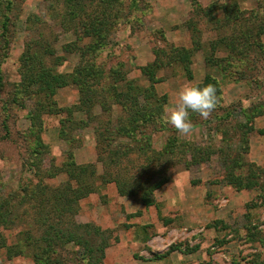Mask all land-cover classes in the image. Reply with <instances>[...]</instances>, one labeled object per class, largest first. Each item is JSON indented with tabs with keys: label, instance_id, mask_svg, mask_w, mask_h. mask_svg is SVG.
<instances>
[{
	"label": "rangeland",
	"instance_id": "obj_1",
	"mask_svg": "<svg viewBox=\"0 0 264 264\" xmlns=\"http://www.w3.org/2000/svg\"><path fill=\"white\" fill-rule=\"evenodd\" d=\"M116 4L122 15H129V19L136 18L130 22L131 26L125 24L112 32L111 43L97 62L105 61L109 67L121 61L125 65L124 69L129 71V78L140 77L137 68L152 61L151 50L155 46L191 47L192 28H197L193 32L195 39L201 36L203 42L218 38L222 32L235 33V30L238 37H241L237 23L242 20L232 21L228 27L217 29L213 20H208L206 16L205 11L210 7L234 5L231 14L236 12L239 18L246 19L249 24H264V0H116ZM48 5L45 0H20L11 15L13 27L10 34H5L10 41L8 56L0 64L5 83L4 93H0V105L2 98L5 102L10 101L12 88L19 81V57L28 39L29 29H35L27 21L30 16L40 17L47 22L48 27L44 30L46 38L53 41L59 55L62 54L63 45L74 41L71 32L64 31L49 20ZM214 15L220 18L222 14L218 10ZM255 15L257 20L253 22ZM258 40L259 47L250 52L248 65L253 64L250 60L256 58L257 66L264 73V33ZM218 55L224 57L223 53ZM232 61L210 70L205 68L203 53L199 51L191 66L192 80H188L179 67L160 72L159 76L164 77V80L156 84V90L160 95L167 96L163 118L166 120V110L174 104L177 90L188 82H202L206 72L212 73L219 81L223 108L233 109L240 105L248 107L252 103L264 102V89L254 88L250 80H242L248 77L240 76L241 72L249 75L247 65L235 64L242 62L240 58ZM77 63V55H68L66 61L57 67V71L70 73ZM252 74L253 81H261L256 69ZM140 83L146 84L143 78ZM78 98L77 90L70 87L59 89L54 96L57 106L64 109H72ZM24 102L25 109L12 104L0 112V193L9 197L15 205L21 195V186L27 184L29 178L35 181L21 161V158L29 159L27 145H23L20 140L16 141L30 127L26 116L33 101L25 99ZM118 110L113 108L112 119L120 113ZM5 116L8 128L1 124ZM65 117V113L42 117L44 123L41 139L49 147V153L41 156L40 169L45 183L51 187L63 184L66 176L59 173L48 179L45 175L56 173L55 170L68 161L70 156L77 165L93 164L97 175L104 172L96 148L94 130L97 124L92 122L90 126L82 128L78 120H85L84 116L80 112H73V123L64 125L69 135L66 138L59 131L60 120ZM233 117L235 119L223 123L216 130L230 129L235 121H243L240 113L234 112ZM256 123L264 127V114L253 121L254 131L249 136V152L244 155V160L264 169V162L258 165L254 160L258 156L253 154L258 148L256 140L262 139L260 136L264 135V128H255ZM168 126L169 132H152L150 127L144 131L145 134H151L147 142L149 149L160 152L170 136H176L180 142L214 151L224 148L221 135L212 132L214 130H210L208 123L193 127L187 135H181ZM103 129L105 126L98 128L100 131ZM2 137H8L10 142L2 141ZM70 138L73 139L71 144L68 141ZM231 147L237 149L238 145L233 142ZM135 157L132 154L128 160H121V167L129 170L128 175L139 179L141 183L159 182L150 195L152 204L143 205L139 194L120 196L114 183L97 182L95 192L78 202L70 220L76 225H90L86 229L72 227L67 219L61 222L48 219L47 225L39 226L38 220L41 217L29 210L28 205H22L14 209L20 220L14 225H0V264H42L36 262L35 255H42L41 259L46 260L49 255L41 251L44 243L36 245L37 248L27 245L30 240L26 239L24 233L30 232L31 237L39 240L45 229L52 227L53 234L57 230L71 232L89 244L100 247L93 260L97 264H264V172L260 173L261 189L237 190L224 182L225 171L219 152L210 161L198 166H186L188 157H183L177 151L170 157L153 158L148 166L141 156L134 160ZM118 170L120 172L118 167L105 166V171L112 176ZM125 174L121 171L119 175ZM53 248V257L62 264H86L81 253L82 247L69 243Z\"/></svg>",
	"mask_w": 264,
	"mask_h": 264
},
{
	"label": "trees",
	"instance_id": "obj_2",
	"mask_svg": "<svg viewBox=\"0 0 264 264\" xmlns=\"http://www.w3.org/2000/svg\"><path fill=\"white\" fill-rule=\"evenodd\" d=\"M20 0H0V64L8 56L10 41L5 34H10L13 27L11 15L17 9ZM48 2L49 20L60 26L64 31L71 32L74 41L61 47L62 54L59 55L54 48L53 41L46 38L45 28L47 22L40 17L30 16L28 22L34 25L35 29H29V36L23 44V50L19 57L17 73L19 81L13 86L9 102L2 98L0 112L7 110L8 105H16L25 109V99L32 102V108L26 116L30 127L20 137V142L27 145L29 159L21 158L24 162L26 171L32 175L33 179L27 180V184L21 186V195L17 205L7 196L0 193V225H14L20 220L14 209L28 205V209L41 217L38 220L39 226L47 225L48 219H57L60 222L63 219L72 220L76 212L78 202L95 192L96 184L114 183L120 196H132L139 194L143 205L152 204L150 199L151 192L157 184L141 183L139 179L128 175L129 170L121 167V160L129 159V156L135 154L141 156L147 166L153 162V158L170 157L172 154L179 153L187 158L186 166H198L210 161L213 155L219 152L222 166L224 168V182L237 190H252L262 188L260 184V173L264 172L251 163L244 160V155L249 152V136L254 131L253 121L264 114V102L252 103L248 107L237 106L233 109L223 108L221 105V88L219 81L206 72L202 82L195 85L204 86L209 83L217 87V95L220 103L211 116L204 120L196 113L190 115L193 127L208 123L212 132L221 135V142L224 148L217 151L210 148H204L188 142H180L176 136H170L166 139L163 149L155 152L149 149L147 142L151 139V134H145L146 129L150 127L152 132H169L170 128L163 118L164 107L167 103V96L160 95L156 90V84L163 82L164 77L159 73L179 67L188 80H192V62L195 54L199 51L203 53L205 68L214 69L215 66L229 64L232 60L238 58L242 62L235 63L241 66L247 65L249 75L240 73L244 82L251 81L254 88H263L264 73L257 66L256 58L250 60L253 64L248 65L252 49L259 45V37L264 33V24H249L246 19L239 18L233 11V6L210 7L206 9V16L212 19L217 29H224L232 21L242 20L237 29L241 37L235 33H220L218 38L212 41L203 42L201 36L196 39L193 34L197 28H192L191 47L168 45L166 47H154L151 50L153 59L145 66H140V77L129 78V71L125 65L119 61L113 66L107 67V63L97 62L103 51L111 43L110 36L122 25H129L136 17L129 19V15H122L117 8L116 0H45ZM133 9L134 7L131 6ZM200 8L198 12H200ZM221 12V17L216 18L215 11ZM123 17H119V16ZM257 15L253 16V22ZM121 24V25H120ZM189 30V26H186ZM32 32V35L31 33ZM162 41L165 39L162 36ZM259 47V46H258ZM223 53L224 57L219 56ZM77 55L78 63L70 73H60L57 67L61 66L68 55ZM234 62V61H232ZM258 68V69H257ZM257 70L261 81L255 82L252 79L254 70ZM146 84H141V79ZM70 87L77 90L78 102L72 107L59 108L54 100V96L59 89ZM5 83L0 70V93H4ZM113 108H118L120 113L115 119H112ZM98 110L97 113H94ZM73 112H80L85 120H78L82 128L88 127L92 122L98 127L95 128L96 148L98 150V160L104 166V172L97 175L93 164L77 165L72 160L69 153V159L56 173L45 175L51 179L56 174L63 173L66 181L55 187L45 183L42 177L41 156L49 153V147L41 139L43 130V116H59L65 113L66 117L60 120V134L68 137L64 125L73 123ZM234 112L240 113L243 121H235L230 129L216 130L223 123H229L233 119ZM7 116L3 117L1 124L8 128L6 124ZM105 118V119H104ZM105 120V121H104ZM217 124L218 126L214 125ZM213 125V126H212ZM100 126H105L102 131L98 130ZM80 127V128H81ZM103 128V127H102ZM9 135V132L8 134ZM8 138V137H7ZM2 137V141L9 139ZM69 144L73 139H68ZM126 142V143H125ZM237 143V149L231 147L232 143ZM6 143V142H5ZM140 143V144H139ZM143 151V152H142ZM105 166L119 168L125 175L118 173H107ZM142 167V166H141ZM146 168L145 166H143ZM129 176V177H128ZM154 175L151 176V179ZM125 178V179H124ZM149 192V193H148ZM2 194V195H1ZM27 212V211H26ZM24 212V213H26ZM72 227L76 229H86L90 225H76L73 221ZM54 227L46 228L41 239L37 240L31 237L30 232H25L26 239L30 240L27 245H42L41 249L49 256L42 260V255H35L36 262L42 264H62L57 258H54V246H65L72 243L74 246L82 247V256L86 259V264L94 263L95 254L100 247L89 244L82 237L73 233H65L57 230L52 233ZM98 233V232H97ZM42 242V243H41ZM41 243V244H40ZM4 245V243H3ZM37 248V247H36ZM21 253V252H18ZM16 254V253H15ZM11 257V256H9ZM53 258V259H52ZM53 261V263H50ZM98 261V260H96Z\"/></svg>",
	"mask_w": 264,
	"mask_h": 264
},
{
	"label": "clouds",
	"instance_id": "obj_3",
	"mask_svg": "<svg viewBox=\"0 0 264 264\" xmlns=\"http://www.w3.org/2000/svg\"><path fill=\"white\" fill-rule=\"evenodd\" d=\"M217 87L209 83L204 86L183 84L176 92L174 104L167 108L165 123L179 134L187 135L193 129L190 113L198 114L202 119H208L220 103Z\"/></svg>",
	"mask_w": 264,
	"mask_h": 264
},
{
	"label": "crops",
	"instance_id": "obj_4",
	"mask_svg": "<svg viewBox=\"0 0 264 264\" xmlns=\"http://www.w3.org/2000/svg\"><path fill=\"white\" fill-rule=\"evenodd\" d=\"M255 128L262 130L264 127H262L261 124L256 123ZM260 137H262V139L258 141L256 140L258 148L255 150V152H253V154H258L257 157H254V160L257 161L258 165H262V163L264 162V135Z\"/></svg>",
	"mask_w": 264,
	"mask_h": 264
}]
</instances>
